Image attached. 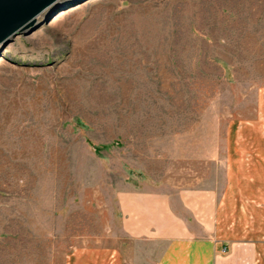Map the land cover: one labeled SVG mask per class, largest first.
Wrapping results in <instances>:
<instances>
[{"label":"rangeland","instance_id":"rangeland-1","mask_svg":"<svg viewBox=\"0 0 264 264\" xmlns=\"http://www.w3.org/2000/svg\"><path fill=\"white\" fill-rule=\"evenodd\" d=\"M255 140L264 0H64L0 50V264H146L158 207L243 221L217 206Z\"/></svg>","mask_w":264,"mask_h":264},{"label":"crops","instance_id":"crops-1","mask_svg":"<svg viewBox=\"0 0 264 264\" xmlns=\"http://www.w3.org/2000/svg\"><path fill=\"white\" fill-rule=\"evenodd\" d=\"M250 148L244 155L227 156L228 169H233L230 178L238 188L235 192L228 187L233 193L224 194L226 201L217 206L242 213L244 220L232 214L226 228L218 221L212 234L200 237L189 234L179 220L168 221L166 207H158L165 212L160 216L163 224L150 226L153 235L147 241L160 250H153L146 264H264V140L253 141Z\"/></svg>","mask_w":264,"mask_h":264},{"label":"water","instance_id":"water-1","mask_svg":"<svg viewBox=\"0 0 264 264\" xmlns=\"http://www.w3.org/2000/svg\"><path fill=\"white\" fill-rule=\"evenodd\" d=\"M64 0H0V50L14 37L30 30L44 16Z\"/></svg>","mask_w":264,"mask_h":264},{"label":"bare ground","instance_id":"bare-ground-1","mask_svg":"<svg viewBox=\"0 0 264 264\" xmlns=\"http://www.w3.org/2000/svg\"><path fill=\"white\" fill-rule=\"evenodd\" d=\"M43 16H44V14L40 16V19H42V18H43Z\"/></svg>","mask_w":264,"mask_h":264}]
</instances>
